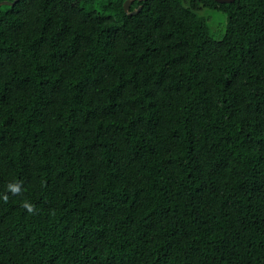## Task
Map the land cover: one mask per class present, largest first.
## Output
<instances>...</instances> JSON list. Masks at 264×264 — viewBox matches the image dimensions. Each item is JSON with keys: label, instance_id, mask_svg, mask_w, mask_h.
I'll return each mask as SVG.
<instances>
[{"label": "trees", "instance_id": "trees-1", "mask_svg": "<svg viewBox=\"0 0 264 264\" xmlns=\"http://www.w3.org/2000/svg\"><path fill=\"white\" fill-rule=\"evenodd\" d=\"M126 1L0 6V264H264V0Z\"/></svg>", "mask_w": 264, "mask_h": 264}, {"label": "rangeland", "instance_id": "rangeland-1", "mask_svg": "<svg viewBox=\"0 0 264 264\" xmlns=\"http://www.w3.org/2000/svg\"><path fill=\"white\" fill-rule=\"evenodd\" d=\"M199 13L203 16L210 17L209 24L211 25L213 31H218L221 28L224 29V24H227V15L222 12L209 9H201Z\"/></svg>", "mask_w": 264, "mask_h": 264}, {"label": "water", "instance_id": "water-1", "mask_svg": "<svg viewBox=\"0 0 264 264\" xmlns=\"http://www.w3.org/2000/svg\"><path fill=\"white\" fill-rule=\"evenodd\" d=\"M19 0H14V1H0V6L2 5H15ZM141 1V0H140ZM220 3H231L235 0H217ZM134 0H127L124 4V8L127 13L129 14H137L141 11L142 6H139L136 10L131 11V6L133 4Z\"/></svg>", "mask_w": 264, "mask_h": 264}]
</instances>
